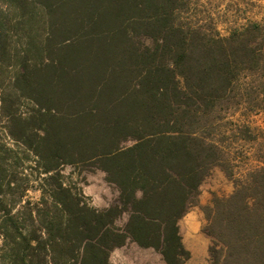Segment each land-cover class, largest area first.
Instances as JSON below:
<instances>
[{"label":"trees","instance_id":"1","mask_svg":"<svg viewBox=\"0 0 264 264\" xmlns=\"http://www.w3.org/2000/svg\"><path fill=\"white\" fill-rule=\"evenodd\" d=\"M182 2L0 0V264H115L128 241L185 264L179 221L216 165L234 189L202 207L206 264H264V152L245 120L264 110V25L208 34ZM94 169L119 191L107 208L84 193Z\"/></svg>","mask_w":264,"mask_h":264},{"label":"rangeland","instance_id":"2","mask_svg":"<svg viewBox=\"0 0 264 264\" xmlns=\"http://www.w3.org/2000/svg\"><path fill=\"white\" fill-rule=\"evenodd\" d=\"M182 7L181 22L183 25L200 26L208 34L219 33L226 36L234 28L256 21L264 25V0H183ZM3 23L7 35L5 37L10 46L22 47L23 43L29 39L28 33L10 18L4 19ZM33 35L40 41L44 39V35L40 31ZM258 39L259 42L264 39V29L259 33ZM262 48H264V44ZM257 89L264 95V69L261 72ZM238 115L236 114L235 118ZM245 120L253 127L259 128L256 133L258 139L246 143L247 149H250L249 153L258 152L263 155L264 110L250 114ZM233 156L242 160L239 148L234 150ZM85 177L86 182L83 184V190L91 205L103 209L117 201L119 191L114 184L107 181L104 171L87 170ZM233 189V182L227 178L223 168L219 165L214 166L210 174L202 181L198 204L191 206L179 221L183 242L193 251L192 259L187 264H206L208 260L210 238L202 231V226L205 224L202 207L211 202L214 194L228 195ZM126 219L127 215H122L118 218L117 223L122 225ZM123 249L120 248L112 254L113 261L119 258ZM187 249L191 252L189 248ZM128 259L131 262V255Z\"/></svg>","mask_w":264,"mask_h":264},{"label":"crops","instance_id":"3","mask_svg":"<svg viewBox=\"0 0 264 264\" xmlns=\"http://www.w3.org/2000/svg\"><path fill=\"white\" fill-rule=\"evenodd\" d=\"M120 248L121 249L124 248L121 251V255L119 256L118 259L113 261L112 254ZM186 248H189L191 250V255H192L193 253L192 249L188 246ZM130 255H131V262L128 259ZM191 259L192 256L188 261H190ZM111 261L115 264H166L163 259V256L158 251H156L153 248L141 247L136 242L133 241H128L125 245L114 249L111 253ZM187 262L185 264H187Z\"/></svg>","mask_w":264,"mask_h":264}]
</instances>
